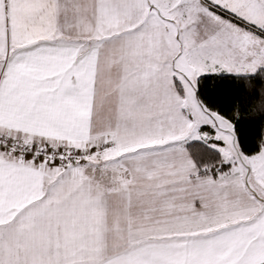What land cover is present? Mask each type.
Segmentation results:
<instances>
[{"label":"snow or ice","instance_id":"6c2138e0","mask_svg":"<svg viewBox=\"0 0 264 264\" xmlns=\"http://www.w3.org/2000/svg\"><path fill=\"white\" fill-rule=\"evenodd\" d=\"M0 264H264V0H0Z\"/></svg>","mask_w":264,"mask_h":264}]
</instances>
